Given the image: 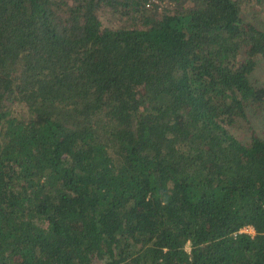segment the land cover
I'll return each instance as SVG.
<instances>
[{"label":"trees","instance_id":"16d2710c","mask_svg":"<svg viewBox=\"0 0 264 264\" xmlns=\"http://www.w3.org/2000/svg\"><path fill=\"white\" fill-rule=\"evenodd\" d=\"M262 1L0 0V264H264Z\"/></svg>","mask_w":264,"mask_h":264},{"label":"rangeland","instance_id":"374dc122","mask_svg":"<svg viewBox=\"0 0 264 264\" xmlns=\"http://www.w3.org/2000/svg\"><path fill=\"white\" fill-rule=\"evenodd\" d=\"M255 10L258 12L256 13ZM246 18L254 21L258 27L264 29V0L261 3H258V6L251 8ZM103 22L105 24L110 23L106 18H103ZM250 78L255 85L264 87V59L258 60L257 66L252 72ZM248 119L254 132L264 138V109L263 111H259L258 114L252 113L251 111L248 112ZM232 131H234L235 136L242 141H248L250 139V133L246 129L241 128L234 130L233 128ZM244 231L253 233L252 228H245Z\"/></svg>","mask_w":264,"mask_h":264}]
</instances>
